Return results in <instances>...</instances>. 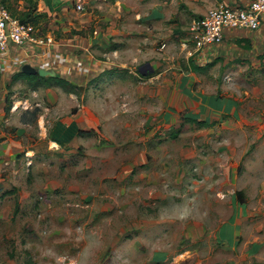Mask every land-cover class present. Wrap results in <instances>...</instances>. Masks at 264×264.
Masks as SVG:
<instances>
[{
    "label": "rangeland",
    "instance_id": "obj_1",
    "mask_svg": "<svg viewBox=\"0 0 264 264\" xmlns=\"http://www.w3.org/2000/svg\"><path fill=\"white\" fill-rule=\"evenodd\" d=\"M67 2L35 26L66 41L89 21L98 41L76 53L109 71L76 95L4 81L0 264H264V40L222 41L193 71L182 44L215 0Z\"/></svg>",
    "mask_w": 264,
    "mask_h": 264
},
{
    "label": "built area",
    "instance_id": "obj_2",
    "mask_svg": "<svg viewBox=\"0 0 264 264\" xmlns=\"http://www.w3.org/2000/svg\"><path fill=\"white\" fill-rule=\"evenodd\" d=\"M74 7L77 11L82 10L84 0H74ZM263 20L264 0H248L242 5H217L202 16L191 19L188 40L182 44L185 54L190 58L205 59L209 51L222 43L225 28L256 30ZM52 42L51 36L41 35L31 23H21L0 2V65H4L9 47L21 51V58L31 64L50 51Z\"/></svg>",
    "mask_w": 264,
    "mask_h": 264
},
{
    "label": "crops",
    "instance_id": "obj_3",
    "mask_svg": "<svg viewBox=\"0 0 264 264\" xmlns=\"http://www.w3.org/2000/svg\"><path fill=\"white\" fill-rule=\"evenodd\" d=\"M64 1L66 2L68 0H64ZM94 1H97V0H94ZM215 1L218 3L217 5H220V4L241 5V4L245 3V2L240 3V1H239L238 3L234 4L236 2V0H215ZM59 2H60V0H37L38 12H45L47 14V19L44 21L42 20L43 24L47 22V30L46 31H48V28L50 27V23H51L49 21V18L52 16L54 17L55 13H58V15H59V18H55V17L53 18L55 21H62V23H63V21L66 20L65 12L67 10V6L70 5V3L67 2L66 5H62L59 8V6H58ZM91 2H92V0H86V1L84 0V8L86 7L87 4H90ZM160 3L165 5L166 1H162ZM181 6H185V5L182 4ZM74 9H75V7H74ZM188 9H190V8H188ZM79 24L82 27H86L85 28L86 30L83 29V31L82 30L73 31L76 33L72 32L73 33L72 35H74V34L80 35L81 37H79V39L74 38V39H68L66 41H53L49 46L50 51L46 55H44L42 58L31 61V65L35 66V67H43V68L53 69L56 73L64 75L66 77V79H68L70 82H72L76 85H79V86H83V84H85V81H87L89 79L88 73H90L91 69L92 70H95V69L100 70L101 68H99L98 66L93 67V65H96L95 62H91L92 66L91 65H89V67L86 66L85 64H86L87 56L78 55L76 53V51L79 48L83 49L84 46L87 45L86 42L88 39H86L84 37L85 35L89 36L90 42L93 45L95 44V42L98 41L97 36H92V34H89L92 31L91 26H89L90 25L89 21L87 23L86 20H83V22L81 21V23L79 22ZM41 35H46V34H41ZM49 36H51V35H49ZM240 39H243V40H241L239 42L238 40H240ZM244 39L248 40L249 43L245 42ZM55 40H58V39H55ZM261 40H264V22L256 30L231 29V28H225L223 30V42L233 44L230 46H233V47L240 49L242 51H251L252 49L250 47H245L247 45V43L249 45H251L252 41L258 42ZM219 45H221V44H219ZM35 50H38V49H35ZM214 50H217V49L214 48ZM214 50H212V51H214ZM22 55H23V53L21 51H19L18 49H16L15 47H9L8 52L5 54V61L2 63L4 65H0V117H1V119L3 116L2 114H4V111H5L3 108L5 106H3V105H4L5 99H6V93L4 92V84H5L4 81L10 80V83L24 82L25 84H27V82H25L26 80L21 79V78L12 81V77L20 69L21 65L24 63H27V61H25L21 58ZM84 65H85V67L83 68ZM71 69H75V72H73ZM100 72H101V70L96 74V76ZM61 75H59V76H61ZM65 77H63V78H65ZM10 83L7 84L8 87H10ZM33 91H35V90H33ZM69 94H73V93H69ZM15 109H16L15 107H12L11 109L8 110L10 117H6L4 119V121L6 123H14L13 120H14L15 116L13 113H14ZM22 120H23L22 122H25L26 124H30L29 120H27L26 118H22ZM31 122H33V121H31ZM64 124H65V122H64ZM51 138H53V139H51L50 141L53 143H56L57 145H58V143H60L59 141H61L59 139V137L56 134H54V132L51 135ZM57 141H58V143H57ZM1 147H3V145H0V148ZM0 153H2L1 149H0ZM221 234H222V229L219 230V235L222 237Z\"/></svg>",
    "mask_w": 264,
    "mask_h": 264
},
{
    "label": "trees",
    "instance_id": "obj_4",
    "mask_svg": "<svg viewBox=\"0 0 264 264\" xmlns=\"http://www.w3.org/2000/svg\"><path fill=\"white\" fill-rule=\"evenodd\" d=\"M2 4L6 6V8L9 10L12 16L16 17L21 23H31L34 26L38 23H40L42 20L47 19V14L45 12H38L37 9V0H0ZM242 5V4H241ZM21 7V8H18ZM42 23V22H41ZM43 33L47 30V22L42 24ZM41 33V34H43ZM76 33V32H73ZM243 40H238L239 42ZM245 42H248V40L244 39ZM247 43L245 47H249L250 45ZM189 61V66L193 71H203L205 70L209 65L212 63L205 64L204 66H198L194 64L193 60L194 58ZM109 69H104L101 71L96 77L92 78L89 82L96 80L97 78H101L103 75H106L105 73H108ZM150 73H147L146 75H141L142 77H148ZM25 79L27 82V86L30 90H36L40 87H60L67 93H73L78 94L81 90V86L76 85L72 82H70L68 79L63 78L59 76L58 73L54 77H42L38 76L36 74H25L20 69L14 74L12 77V81L16 79ZM87 82V83H89ZM11 105V101L8 100V104L6 105L5 109L8 111ZM183 121L190 122L192 124H196L198 127H205L208 126L209 122L201 119H196L194 117H185L183 118ZM92 134V129H83L78 128L76 131L77 136H85ZM172 136L175 134L172 133ZM235 197H239V200L241 201L243 199V191L237 190L234 192Z\"/></svg>",
    "mask_w": 264,
    "mask_h": 264
},
{
    "label": "water",
    "instance_id": "obj_5",
    "mask_svg": "<svg viewBox=\"0 0 264 264\" xmlns=\"http://www.w3.org/2000/svg\"><path fill=\"white\" fill-rule=\"evenodd\" d=\"M20 70L25 74H36L42 77H54L56 72L50 68L43 67H35L29 63H24L21 65ZM153 71V67L150 62H145L139 66V72L141 75H146L147 73H151Z\"/></svg>",
    "mask_w": 264,
    "mask_h": 264
}]
</instances>
